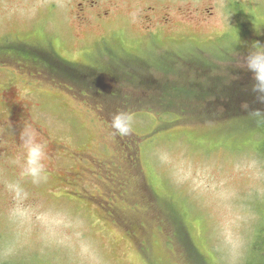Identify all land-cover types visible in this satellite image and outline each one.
Here are the masks:
<instances>
[{"label": "rangeland", "instance_id": "rangeland-1", "mask_svg": "<svg viewBox=\"0 0 264 264\" xmlns=\"http://www.w3.org/2000/svg\"><path fill=\"white\" fill-rule=\"evenodd\" d=\"M30 5L37 11L28 18ZM137 8L141 14L133 22L130 13ZM253 42L264 44V0H0V182L12 177L7 162L19 153L20 130L31 126L46 145L49 180L30 191L38 205L71 213L77 226L65 240L91 241L104 264H226L214 237L211 193L170 179L154 156L158 147H168L194 166L210 168L211 185L232 200L240 241L236 264H244L257 235L264 237V181L232 174L242 160L264 161V127L246 116L264 111L252 73L242 66ZM185 54L196 57V64H210L207 74L198 75L199 85L236 82L254 94L238 105L241 118L217 120L226 118L221 113L226 107L219 106L228 102L224 94L214 102L213 114L220 115L212 120L203 107L207 103L190 98L193 113L177 125L161 128L155 114H145V108L161 111L165 97H155L166 96L167 86L181 99L189 97L180 87L190 86L198 71L184 64ZM37 57L55 63L51 73ZM59 61L102 69L94 71L103 76L102 86L93 87L89 100L83 98L59 75ZM117 110L134 115L128 137L111 134ZM115 180L125 184L127 194L113 206L131 221L114 219L103 208L110 205L107 194ZM53 191L60 193L55 200ZM4 206L0 192V212ZM18 264L74 261L64 250L34 242Z\"/></svg>", "mask_w": 264, "mask_h": 264}, {"label": "clouds", "instance_id": "clouds-1", "mask_svg": "<svg viewBox=\"0 0 264 264\" xmlns=\"http://www.w3.org/2000/svg\"><path fill=\"white\" fill-rule=\"evenodd\" d=\"M36 11L37 6H27L28 18L34 17ZM140 14V9L133 10L130 13L132 21L136 22ZM238 42L237 39L235 43ZM242 66L252 73L253 91L264 101V44L253 42ZM248 115L258 127H264V111L257 109ZM133 122L131 112L117 110L111 116V134L119 137L130 135ZM18 145V155L7 162L14 169L13 175L0 182V192L5 198V206L0 212V264H18L34 242L43 248L64 250L74 264H104L102 255L91 241L79 236L73 240L64 239V235L77 226L69 211L35 202L30 189L46 185L49 180L46 145L38 138L36 130L24 126L19 132ZM154 156L158 166L168 172L173 182L187 183L202 195L211 193L215 202V240L223 250L226 264H236L240 241L232 214L233 202L223 191L211 185V169L194 166L182 153L168 147H158ZM232 174L252 181H264V161L256 158L242 160L234 166ZM50 196L55 200L60 193L53 191Z\"/></svg>", "mask_w": 264, "mask_h": 264}, {"label": "trees", "instance_id": "trees-1", "mask_svg": "<svg viewBox=\"0 0 264 264\" xmlns=\"http://www.w3.org/2000/svg\"><path fill=\"white\" fill-rule=\"evenodd\" d=\"M238 25L240 27V24ZM36 55L42 57V54H40L39 52H36ZM201 55H206V54L201 53ZM185 56L186 54L184 55V59H185L184 64H186V66L188 65V67H191L193 70L198 71V73L194 72L197 78H195L194 82L191 83L190 86L183 85L182 87H180L181 91L188 94L189 97L181 99V94H179V96H176L175 94H172L170 92V90L174 89V87L171 88L172 86H167L165 87V90L167 91L166 96H160V95L156 96L154 94V96H156L155 98L158 97V99L165 97L164 98L165 100L163 102H159V109L161 111H158V110L155 111L153 108H145L143 109V110H146L145 114L149 112L155 114L152 116L154 118H157V120L159 121V123L157 122V124L160 125L161 128H166V127L177 125L183 119L184 114L193 113V112H190L192 110H189V108L195 106L196 104L193 102H190L188 100V98H190V99H194L195 102H198L199 104L197 105H200L201 101L206 102L207 104L203 105V107H205L208 112H211V117L209 118V120H212L211 118H213L214 116L216 117L220 115V114H213V110L217 109V104L214 102L220 101L222 98H224L222 96L224 94L226 97H229L228 100L225 98V100L228 102H226L225 105H219V106L226 107V109H224L225 111H221V113H224L223 115L226 116V118L217 117V120L223 122L224 120H235V119L241 118L243 116L242 115L243 108H239L238 105L242 103L241 101H244V100L248 101V98L249 97L252 98L254 94L251 91H245V89L240 87L238 85L239 83H236V82H233L231 85H223L221 82H216V84H214L213 82H210V83L208 82L205 86L199 85L201 82V78H199L198 75L203 76V74H207L208 73L207 68H209L210 64L209 63L205 64L204 61L200 64H196L194 63V58L196 57H194L193 55L189 56V54H187V57ZM202 57L203 56H201V58L198 61H202ZM38 62H42L48 69L46 70L49 71L50 73L52 72V69H54L53 65L55 63H53L52 60L46 62L43 58H38ZM179 63H180V59H179ZM68 64L71 66H69ZM73 65L74 64H71V62L67 64L62 63L60 61L57 62V68L60 69L58 70V73L59 75H63L67 77L70 81L74 82V83L71 82V87H72L71 90H77V92L78 93L80 92V95L83 96V98L87 96L89 100L90 96L93 95L92 94L93 87L96 88L97 86H102L103 79L100 77H103V76L97 75L96 72L94 71L95 69H98L100 71L102 69L93 68V71H89V70H85L84 68H92V67L81 66V68H79ZM51 66H52V69H50ZM200 71H203V73L201 74ZM94 75H96V77ZM207 77L210 79V76H207ZM78 81L79 82L83 81L85 84L83 85L75 84ZM219 83L221 85H218ZM156 87L158 86L156 85L155 87L153 86L151 88L156 89ZM180 88L176 90L179 91ZM168 95L170 98L168 97ZM210 95H213L214 98H212ZM255 95L259 98L257 93ZM199 96H203V98H199ZM213 99H215V101ZM203 102L201 104H203ZM171 109H174V110H171ZM174 111H179V112L176 113ZM180 113H183V114H180ZM246 116H249V115H246ZM129 150L130 152H133V149H129ZM262 153L263 155H260L257 152L258 155L264 158V150L262 151ZM74 178L76 179L75 181H78L76 177ZM75 181H73L74 186L78 184V182H75ZM113 183L114 184H111V183L109 184L110 192L107 194L111 198V202H109L110 205L108 206L103 205V208L104 209L108 208L107 210H109L108 213L110 217L116 219V217L119 216L123 218V220H125V216L122 214V212L118 211L120 210V208L116 206L114 207L113 203L118 201V199L123 198L127 194V190H126L125 184L122 183L121 180H115ZM138 206H136V208ZM153 216L155 217L156 222H157V217L155 215ZM174 220H175V223L178 225L177 230H181L182 225L180 223V220L176 218V216ZM125 221H131V220L127 219ZM257 236L259 238H256L254 242L255 244L252 247L254 249L252 251L253 254L249 256V258L246 259V262L244 264H264V237L263 235H261V238L259 235ZM260 241H263V243Z\"/></svg>", "mask_w": 264, "mask_h": 264}, {"label": "bare ground", "instance_id": "bare-ground-1", "mask_svg": "<svg viewBox=\"0 0 264 264\" xmlns=\"http://www.w3.org/2000/svg\"><path fill=\"white\" fill-rule=\"evenodd\" d=\"M91 181V180H90ZM96 182V181H95Z\"/></svg>", "mask_w": 264, "mask_h": 264}]
</instances>
